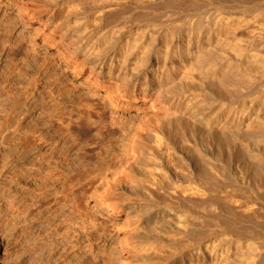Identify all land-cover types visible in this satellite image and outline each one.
I'll use <instances>...</instances> for the list:
<instances>
[{
  "label": "rangeland",
  "instance_id": "374dc122",
  "mask_svg": "<svg viewBox=\"0 0 264 264\" xmlns=\"http://www.w3.org/2000/svg\"><path fill=\"white\" fill-rule=\"evenodd\" d=\"M238 1L233 2L239 6L233 19L236 24L241 23L228 36L231 39L228 42L237 44L235 50L226 49V54L218 48L214 50L215 45L202 37L198 38L200 40L197 37L183 38L180 35L183 31L176 29L180 21H173L193 13V9L199 6L208 10L221 9L215 0H155V3L154 0H0V39L2 35L6 39L5 47L0 48V74L5 73L0 76V85L5 86L0 95V123L3 124L4 119L12 123L10 131L4 130L5 133L0 135V264H118L119 257L126 264H180L188 260L197 245L211 247L228 235V223L223 217L216 216L218 212L222 213L228 201L264 196V190L255 196L242 188L240 181H233L231 176L223 178L227 169L223 168L221 175L218 170L221 164L211 162V158L220 156L222 149L233 150L235 154L234 151L244 153L264 147V129L255 124L247 127L246 124L251 122L255 113L259 115L257 123L264 124V0ZM171 5L179 6L175 9ZM26 7L34 18L28 19V14L23 13ZM48 16H54L50 26H56L54 31L61 32L65 23L69 27L72 25L83 33L84 44L93 45L98 54H106L108 59L113 54L108 37L111 30L123 32L118 47L127 39L140 40L141 46L136 53L140 51L145 56L149 52V59L140 65L132 58L128 68L130 74L125 78H115L116 68L111 71L112 75L108 74L110 67L106 66L94 80L88 76L89 67L79 64L81 60L64 59L58 47L44 44L42 36L35 33L37 21L44 22ZM241 19L251 23H242ZM153 25H157L156 28ZM158 26H165L166 31L159 34ZM178 35L181 36L179 44ZM187 44L189 48L201 45L203 55L208 53L205 56L215 66L196 69L193 73L186 70L188 74L174 68L168 76L166 69L177 59L166 62L161 69L165 49L177 46L182 51ZM236 51L240 53L235 55ZM143 65L148 70L151 66L155 68L151 77H162L161 85H153L159 90H151V95L144 100L138 95L133 100L114 97L117 89H132L128 82L132 73L130 69L139 70ZM9 96L20 104L17 109L21 119L20 132L15 134L13 129L17 123L12 116L6 118L4 113L12 106ZM49 106H52L50 109L57 121H79L71 129L70 140L75 142L68 166L52 160L50 169H45L48 172L56 167L51 173H61V181L56 186L42 185V169L39 170L34 155H27L24 159L18 156V137L29 126L36 123L42 128V135L50 130L42 125ZM234 106L236 109L241 106L254 114L244 119L237 137L233 135L235 137L231 138V131L226 129L233 128L228 120ZM175 117L187 119L185 126L188 129L183 126L176 130L177 133L168 132L165 122ZM57 126H61V122H56L47 139L48 144L52 142V148L59 152L62 143L53 137ZM134 132H141V138L134 153L137 156L132 155L133 159L130 156L133 153H128V139ZM156 135L162 138L165 145L162 149L154 144ZM257 137H261L263 144L255 147L253 141H257ZM169 139H174L173 144L177 147L173 144L166 146ZM181 140L185 142L181 143ZM48 144L40 150V155H44L47 161ZM141 153L151 154L154 160ZM166 154L170 158L167 159ZM191 157L194 164L189 163ZM126 160L132 171L126 176L127 184L123 183L121 188L114 190L108 176L95 180L91 175L85 176V186L74 180L82 163L87 174L95 170V166H106L107 170L99 172L104 177ZM209 162L216 165V173L206 168ZM228 166L229 171L235 168L231 163ZM155 167L165 177L170 174V188L178 185V195H172L169 189L159 190L157 184L148 179L146 170ZM202 168L214 176L209 178L208 175L207 179L194 176H198ZM67 175L72 180L69 186L63 187L61 184ZM155 175L159 177L158 173ZM167 177L163 178L167 180ZM193 187L199 192L192 196L188 192ZM252 205L259 207L257 202ZM129 206L139 207V213L129 214ZM237 209L234 210L242 213L248 210L245 206ZM64 219L68 220L67 230L60 225ZM255 220L259 222L256 231L261 232L233 236L235 242L241 239L238 251L243 253L229 258L234 259L233 264H243V260L254 254L258 258L261 255V262L258 261L264 264V214ZM79 228L85 229L86 236L79 239L84 250L66 248L60 259H49L67 231L83 235Z\"/></svg>",
  "mask_w": 264,
  "mask_h": 264
},
{
  "label": "bare ground",
  "instance_id": "6f19581e",
  "mask_svg": "<svg viewBox=\"0 0 264 264\" xmlns=\"http://www.w3.org/2000/svg\"><path fill=\"white\" fill-rule=\"evenodd\" d=\"M215 1L218 4L217 6L221 9L211 7L212 9L208 10V9L200 8V6H199L198 8L193 9V13H191V14H188L185 16H183V14H182L183 17L180 16L182 19H180V17H179L178 20L177 19H174V20L172 19V20L173 21H180L178 23L179 24L178 28H176V29H178V31H183V34L179 33L180 35L183 36V38H195V37H197V39H198L199 37H202V40L204 39L207 43H211L213 46L215 45L214 47H212L214 50H217L215 48H218V50H221L227 54L228 51L226 49H229L230 47H231V49H234L235 48L234 45L236 43L235 42L233 44V42H231V43L228 42L231 40V39H228V36H231L230 35V33L232 32L231 30L239 28L238 24L241 23L240 22V23L236 24L235 20L233 19L235 16L234 11L237 8H239V6L236 4H235L236 5L235 6L233 4V2H239V1L238 0H215ZM154 3H155V0H154ZM231 3L233 5H231ZM193 4H194V2H193ZM175 5H171L172 8L178 9L177 6H179L180 3L177 6H175ZM179 9H180V7H179ZM219 10H222V12ZM29 11L31 12V10L28 7L23 8V13L28 14L27 15L28 19L34 18V16L31 13H29ZM53 17L54 16L46 17V20L44 22L37 21V23H36L37 26L35 27V33L42 36V38H43L42 41L44 44H48V45L53 46V47H58L59 49L58 48L57 49H58L60 55L64 59H68L69 61H73V62H76V61L78 62L79 60H81L79 62V64H82V65L85 64L89 67V75L88 76L93 77L94 80L97 79L98 76H100V74L103 72V70L106 66L110 67V69L108 70V72H109L108 74L112 75L111 71L114 68H116V69H118V73L115 75V78H117V79L119 77L125 78L126 75L130 74L128 68L130 67V62H131L130 60L132 58H134V60L137 61L138 64H140V65L143 64V62L146 60V58H147V60L149 59V55H150L149 52L147 53V55L145 54V56H144V54H140L139 53L140 51L138 53H136L141 46L140 40L137 41L136 39H131V40L127 39L124 44H121L118 47V44H120L121 36L123 35V32L121 30L120 31L119 30H116V31L111 30L108 34V37H110V39H111V45H112L111 52L113 53L112 56L110 57V59H108L109 58L108 55L98 54V52H96V50L93 48L94 47L93 45L88 47L86 42L84 44V42H83L84 39H83V35H82L83 33L82 32H81L82 34L79 33L78 29L71 27L72 25L69 27L65 23L62 25L61 32L54 31L56 26L50 27L52 24ZM171 17H173V16H171ZM236 19H238V18H236ZM248 19H250V18H248ZM251 19H252V17H251ZM241 20H243L242 23H245V24L251 23V21H249V20H244V19H241ZM236 22H237V20H236ZM153 26L156 28L157 25H153ZM158 27H159V29H157V30H158L159 34H162L163 32L166 31L165 26H158ZM261 29H263V27ZM79 31H80V29H79ZM175 31H177V30H175ZM233 36H234V34H233ZM4 37L2 35V37L0 39V48L2 50L5 47V41H6V39ZM180 38H181V36L179 37V35H178V40H179L178 44L180 43ZM238 38H236V39L238 40ZM187 40H189V39H187ZM198 40H200V39H198ZM198 40H197V42H198ZM85 41H86V39H85ZM238 41H240V40H238ZM250 41H252V40H250ZM188 44H189V42H188ZM185 47H187V48L182 49V51L180 49H177V46L173 49L172 48L171 49H165L164 59L162 62V68L161 69H163L166 62L169 63L170 61H173L175 57L177 59V62L173 63L174 67L172 65V67L170 66L168 69H166V74L168 76L174 70V68L181 69V71H183V74H185L186 70H190V72L193 73V71H196V69H202V68L207 67V66L210 68V66H212V65L215 66V64H212L213 62L209 61L208 58L206 57L208 53L204 52V54L206 56L203 55V48L201 47V45L199 47L197 45L193 46L191 48H189V45L185 46ZM205 48L208 49L207 47H205ZM209 50L211 51V49H209ZM237 53H238V51H236L235 55ZM242 54H243V52H242ZM214 63H215V61H214ZM184 64L187 65V68H186V65H185V67H181ZM227 66L229 67L230 65L228 64ZM130 70L132 73L128 79V82H129L130 86H132V89H130V90H128L126 88L122 89V90L117 89L114 92V95H113L114 97H116V98L121 97L123 99L133 100L139 96L140 99L144 100L145 98H147L148 96L151 95V94H149L151 90L157 89L156 86H153V85H157V86L161 85V79H162L161 76H159V77L158 76H155V77L150 76V74L154 73V71H155V68L153 66L149 67V70L147 68H145V65L141 66L139 69V70H141L140 73H139V70H135V69H130ZM190 72H189V75H190ZM231 73H232V71H231ZM3 74H5V73L2 72L0 74V76H4ZM154 81L156 82V84H153ZM0 86H2V85H0ZM4 87L3 86L0 87V95H2V92L5 89ZM157 90H159V89H157ZM8 92L11 94L10 90ZM19 97H20V95H19ZM9 98H11V97L9 96ZM11 100L13 102H12L11 108H9V110H8L9 114L7 111L4 113H6L5 114L6 118L12 116L11 119L15 123H17L16 124L17 126L15 125L16 127L13 129V134H15V133L20 132L19 130H20V125H21L20 124L21 119L19 118V112H17V109H18L20 104L14 98L13 99L11 98ZM152 105L153 104H151V107H152ZM235 105H237V104H235ZM3 106H5V105H3ZM50 108H52V106H49V112L45 116L46 118H45L44 124H42L43 126L47 127V129H50V130H48L47 134L42 135V132H43L42 128L38 127V125H36V123H35V125L29 126L28 129L24 133L21 132L22 133L21 136L18 137V141L20 143V144H18V145H20V146H18L19 147L18 156L23 158V157H26L27 155H29L31 157L34 155L36 158L35 162L38 161L39 170L42 169V172L40 173L41 174L40 179L42 180V185L51 184L52 186H54L56 183H60L61 178L59 176L61 175V173H59V172L54 173V174L51 173V170L56 169V167H53L48 172H46L45 169L46 170L50 169L49 166L51 165L52 160H56V163L59 165L68 166V164L70 162V157L73 154V153H71V151L74 148V142H75L74 140H70L71 139V136H70L71 129H73V127L78 125L79 121L76 119H65V120H61V121L58 120L57 121L56 118H54V115L52 113V109H50ZM229 113H231V114L229 115L228 122L231 126H233V128L231 129V128L226 127L227 128L226 130H228L229 132L231 131L230 132L232 134V136L230 135L231 138L235 137V136L237 137V133H238V131H240L239 129L244 124V119L247 118L249 115L251 116L254 113L248 112V110L243 109L241 106L239 109H238V107L236 109V106H234L233 110L231 108V112H229ZM258 116H259L258 113H255L254 118L251 117L253 121L251 120V122H249V124L246 123L247 127L251 126L252 124H255L260 129L263 130L264 126H262V125H264V124H259L260 122L257 123V121L259 120ZM11 119L9 118V121ZM4 120L5 121L3 122V124L0 123L1 124L0 135L3 134L4 130L7 131V130H9V128L11 129V127H12L11 126L12 123L9 124L8 120H6V119H4ZM185 120L187 121V119L183 120V118H181V117H175L173 119L167 120L165 122L164 126L169 129V131L167 130L168 132L172 133V131H173V134H174V132L177 133L176 130L178 128L181 129V127H183V126L188 129V127L185 126V123H187V122H185ZM192 120H193V118H192ZM56 122H61V126H57L58 129L56 128L55 133L53 135V137L55 138L54 140H58V142L62 143L61 151H59V152H56V149L54 150V148H52L53 147L51 144L52 142L48 144L49 139H47V135L51 132V129L56 124ZM193 125L191 124V126H193ZM26 128H27V126H26ZM193 129H194V127L192 128V130ZM185 131H183V132H185ZM191 132L192 131H190L189 133L191 134ZM242 132H241V135H242ZM142 133H143V131H142ZM171 133H170V135H171ZM178 133H179V131H178ZM189 133H187V134H189ZM193 133H192V135H194ZM233 135H235V136H233ZM186 136H188V135H186ZM238 136H239V134H238ZM247 136H248V134H247ZM174 137H175V135H174ZM140 138H141V132H134V133H131L129 135V139H128V151L129 152L128 153H133L130 156H132V155L134 157L137 156V155H134V153H135V149L137 148L138 141ZM183 138L184 137H182V139ZM260 138L261 137H259V139H258V137L256 138L257 141L256 140L255 141L257 144H255V141H253L255 147L259 146L260 144H263V142L260 141L261 140ZM13 139L14 138H12L11 140H13ZM173 140L170 141V139H169V141H167V143H166V146H170L171 144H173ZM180 142L182 143L185 141L181 140ZM46 144H48L50 146V148H49L50 152L47 154V157L49 158L48 161L45 160L44 155H42V156L40 155L41 148L43 146H45ZM154 144H155L156 148H159V149L162 146H165L164 143L162 142V138L160 136H157V135L155 136ZM173 145H175V144H173ZM182 146H184V145L182 144ZM173 147H177V146L175 145ZM179 147L182 148L181 146H179ZM59 148H57V149H59ZM229 148H231V147H229ZM259 148H262V147H259ZM222 150L225 151V149H222ZM255 150H253V151L247 150L248 152H244V153H241L242 151H240V153H237V151H234L236 153L233 154L232 153L233 150H232V152L231 151L229 152L227 149V151H225V152L221 151V153L219 154L220 156L217 155L219 158L217 156H216L217 158L214 157V159L211 157L210 158H211L212 163L213 162L214 163L219 162L221 164L220 167L222 169L220 167H218L219 173L221 170H223V168L227 169V171L225 173H223L224 170L222 172L223 174L226 175V177L222 176L223 178L227 179V176H231L233 178V181H235V182L240 181L242 188L249 190L252 193H255V196H256L257 193H263V190H264V182H263L264 176H262V172L264 170V147L261 150H256V151ZM238 152H239V150H238ZM141 154H143V156L145 155V157H147L148 159L152 158L151 154H148V153L147 154L141 153ZM133 156H132V158H133ZM166 158L167 159L170 158V155L166 154ZM128 159L130 160L131 158H127V160ZM127 160H126V163H123V162L120 163L119 166H117V168H115L113 171H111V173H109L108 175H105L104 177H103L104 174L100 175L99 172H101L103 170L104 171L107 170V168H105L106 166L101 165L99 168H96V166L94 165L95 170H93L92 172L87 174V173H85V166H84L85 164H83L81 162L82 166L80 164V166H81V167L79 166L80 170H78L79 172H78V174H76L77 178H74V177L73 178H74V180L79 182V184L82 183L81 186H85V176L88 177L91 175V178L94 180L96 178L107 179L108 177H110L109 182L111 183V185L113 186V189L115 190V189L121 188V185L123 183L125 184L128 181L127 180L128 178H126V176L129 173V171H132V169H131L132 166H130V163L128 164ZM151 160L153 161L154 158H152ZM186 162H187V160H186ZM193 162L194 161L191 157L189 160V163H193ZM211 162H209V164L206 165L207 167L203 166V168H205V167L207 169L209 168L208 169L209 172L215 171L214 173H216L218 171L217 167L215 164L214 165L211 164ZM189 163H188V165H189ZM230 163L233 164V166H235V168L231 167L232 168L231 171H229L230 168L228 166V165H230ZM217 166H219V165H217ZM242 167H243V169H242ZM13 169L15 170V168H13ZM187 169H189V168H187ZM202 169H201V172L198 176H197V174H195L194 176L207 179L208 175L209 176L213 175V174H210L207 170H205V169L202 170ZM199 171H200V168H199ZM146 173H147L146 176L148 177V179L150 178L152 183L155 182L157 184V187L159 188V190L160 189L161 190L166 189V191H167V189H169L168 191H170V193H172V195H178L177 194V193H179L178 192L179 188H177L178 185H177V187L174 186V187L170 188L171 185H169V182H170V180H172V177L171 176H170L171 178L169 177L170 174L168 175V177L166 176L167 180H165L164 178H166V177H165L164 173L157 167L153 168V170H150V169L146 170ZM155 173H158V175H159L158 178L156 177ZM219 173H217V174H219ZM0 174H1V170H0ZM177 175H179V174H177ZM251 175H253V176H251ZM68 177H69V175H67L63 178L65 180H64V183L61 184V186L62 185H63V187L69 186L68 183L71 182L72 178L70 179V177H69V179H67ZM218 177L220 178L221 176H218ZM250 177H251V179L253 177V179L251 180ZM209 178H212V177L210 176ZM174 180H176V179H174ZM180 180H182V178ZM208 180H210V179H208ZM208 180H207V182H208ZM212 181H214V180H212ZM129 184H130V182H129ZM199 186H201V185L199 184ZM196 187H193L191 190H189V192H188L189 195L193 196V194H196L197 192H199L197 189L199 187H197V188ZM44 188L45 187H43V190H44ZM129 189H130L129 191L131 192L130 187H129ZM243 192H245V191H243ZM257 196H259V195H257ZM257 196L252 197L253 199L247 196L244 201H235V200L228 201L226 204V207L224 208L225 211L223 209L222 213L218 212L216 215V216H218L217 218L223 217L225 222L228 223L227 226L230 229L227 231L228 235L225 236L224 238H222L219 241V243H217V245L215 243L217 248H215L216 247L215 245H213V246L211 245V247L208 244L204 245V246L197 245L196 248H194V251L192 253H190L191 255L189 256L188 260L181 262V263L179 262V263L180 264H233L234 259H229L232 255H234V256L239 255V254L243 255V253H239V251H238L239 248H241L240 247L241 239H239L238 241L235 242L233 239V236H236V235L241 236L245 232H254V231L257 232L256 230L258 228L259 222H256L255 218H257L259 216L261 217V215L264 214V196L261 198H259L260 196L259 197H257ZM148 198H150V196H148ZM150 201H151V199H150ZM153 202H154V200H153ZM219 202H221V200ZM253 202H257L259 207H254V205H252ZM243 206L247 207V209H248L244 213H242V211L239 210V208H241ZM138 209H139V207L129 206V208H128V211L130 212L129 214L139 213ZM234 209L235 210L237 209L240 212L235 211ZM93 215H94V213H93ZM156 216H157V214H156ZM126 217H128V216H126ZM101 218H103V217H101ZM101 222H103V219ZM60 225H64V227H65V228H63L64 230L65 229L67 230L69 228L67 219H64ZM263 228H264V226H262V229ZM79 229H81L79 231H83L82 236L79 233H77L76 231L71 232V233L70 232L68 233V231H67L66 237L62 238V242L56 246L57 250L53 251L52 254L48 256V258L49 259L52 258L54 260L60 259L62 257V255H64L66 248L77 249L78 251L84 250V247L83 248L81 247V240H79V239H81L80 237L86 236L85 235V229L84 228H79ZM259 232H261V231L259 230ZM259 232H257V233H259ZM250 253H252V252H250ZM242 255L240 256L241 258H242ZM255 255L256 254L251 255V257L249 259H245V261L243 260L244 258L241 259L244 262L243 264H259V261L261 260V255L259 257L260 260ZM257 255H258V253H257ZM247 256H248V254H247ZM236 257H234V258L236 259ZM238 261H240V260H238ZM118 264H126V263H125V260L123 258L119 257L118 258Z\"/></svg>",
  "mask_w": 264,
  "mask_h": 264
}]
</instances>
